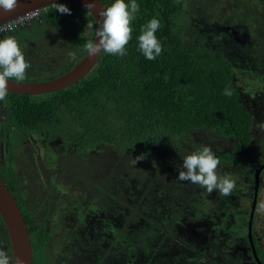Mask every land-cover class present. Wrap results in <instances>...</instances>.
<instances>
[{
  "label": "trees",
  "instance_id": "16d2710c",
  "mask_svg": "<svg viewBox=\"0 0 264 264\" xmlns=\"http://www.w3.org/2000/svg\"><path fill=\"white\" fill-rule=\"evenodd\" d=\"M100 1L105 8L115 2V0ZM124 2L129 5L130 10L132 0H124ZM216 2L206 0L202 4L203 11L191 12L181 11L175 0H136L139 11L134 14L130 24L132 33L126 45L127 55L121 57L101 53L95 66L84 78L63 90L36 96L8 93L5 100L0 101V108L3 102L7 104L1 137L8 142V149L17 138L16 130L32 133L61 120H69L75 124V134H81L84 140H90L92 137L94 141L98 139L107 147H115L119 153L142 158L138 161L141 164L142 176L146 177L141 181L133 179L128 181L139 188V194L143 197L142 204L148 213L152 210H156V213L164 211L162 217L176 221L163 228L168 220L152 219V225L160 228L157 232L162 229L163 238H170L167 239L168 247L180 246L181 250L186 249L192 256L190 255L191 257L189 256L186 261L176 262L172 259L175 253L167 254L166 251L162 255L163 250L153 249V259L144 257L139 264H209L206 255L215 256L219 253L225 258L228 257L220 233L226 236L233 228L238 232L243 226L247 228L253 200L255 165L262 159L250 154L254 134V114L248 110L244 102L243 92H249L247 88L249 83L247 80L245 83L242 82L239 72L251 70L259 65L251 60L256 57V47L252 50V46L248 44L253 41V35H257L259 39L262 36L258 33L264 35V1L259 0L263 5L261 10L251 5L254 8L250 10L254 16L252 18L250 15V19H254L253 33L247 32V36L243 37L245 40L242 41L238 34L246 33L245 29L242 27L236 31L234 28H229L231 19L229 16L226 17V14L221 22L209 21L210 10ZM243 3L246 5L244 0ZM63 5L70 10V15L61 14L56 11V6H50L43 10L38 21L31 23V30H34V25L46 23L55 25L58 31L69 28L68 18L75 23L73 46L69 49L67 46L62 61H57V72L53 74L54 77L69 71L84 56L85 45L92 41L94 36L92 17L80 7ZM153 18L160 23L155 35L162 45V53L155 60L150 61L138 50V37L141 35L142 26ZM257 22L261 26L257 25ZM88 25L93 27H87ZM260 41L263 44L264 37ZM242 61H245V66L242 65ZM43 80L45 79H34V81ZM225 89L232 91L230 97L223 94ZM12 128L16 130L13 132ZM200 134L206 135L209 139L210 136L215 137L227 144L225 149L219 146L212 148L220 161L217 171L225 173L218 175L240 173L243 178V194L237 193L238 186H236L231 195L227 197L220 195L217 198L221 201L220 206H223L222 212L228 205L233 208V216L228 219L226 225H223L225 219L220 216V206L213 209L214 203L211 200L203 202V197L196 195L187 196L181 200L184 203L176 205V208L171 207L170 212L168 211L172 206L168 196L175 201L174 195L178 189L174 191V188H171L166 173L169 168L176 166L174 162L180 161L179 158L172 157L168 164L157 163L161 167L159 175L164 182L160 185L157 180L152 181L148 187L150 180L148 181L147 178L152 176L153 171H147L145 168L152 162V158L155 161L158 157H169L168 152L181 144L184 150H200L205 146L202 144L204 140L201 141L198 137ZM8 152L1 160L0 178L12 193L28 227L29 207L24 195L30 181L31 189L33 188L34 180L26 177L21 183L16 179V171L9 157L11 149ZM221 168L226 170L223 171ZM160 170H163V173ZM263 171L264 168L259 176V186ZM118 182L116 181V188ZM142 187L143 189L148 187L147 194L141 191ZM119 195H122L121 190L118 193L116 191L117 199L120 198ZM193 199L196 201L191 202ZM186 209L190 213L182 214ZM136 213V209H131L127 211L125 218ZM205 218L208 220L205 221ZM31 225L33 226L32 218ZM0 227L4 229L0 230V234L4 233L9 244L1 218ZM186 233L191 238L198 237L195 242L196 244L201 242L204 244L203 247L192 246L191 240L185 236ZM31 235L32 237L38 235L31 240L33 255L39 254L40 257L38 264H47L49 261L47 253L44 254L45 246L51 256L57 259L60 241H55L49 234H43L41 230L37 231L32 227ZM243 240L249 248L246 254L251 257L252 264H256L250 251L247 233L244 234ZM252 242L259 261L264 264V250L258 246L253 234ZM73 243L74 247L69 246L68 249L70 256H66L70 264H96L92 254L77 252V248L84 247L83 239L74 240ZM229 245L232 246L230 241ZM229 249L228 246V251ZM130 253L131 259L136 256V252L130 251ZM8 257L13 264L11 248Z\"/></svg>",
  "mask_w": 264,
  "mask_h": 264
},
{
  "label": "rangeland",
  "instance_id": "374dc122",
  "mask_svg": "<svg viewBox=\"0 0 264 264\" xmlns=\"http://www.w3.org/2000/svg\"><path fill=\"white\" fill-rule=\"evenodd\" d=\"M215 1H217L216 4L213 9L210 10V22H221L224 14H226V17L229 16L231 19L229 28H234L236 31L242 27L245 29L244 31H246V33L243 32L242 34H238L241 41L245 40L243 37L247 36V32L251 34L253 33L252 26L254 25V19H250V15L252 18L254 16L250 13V10L253 8L251 5L257 6L259 10L262 9L263 5L260 4L259 0H244L246 5L243 3V0ZM175 2L179 5L181 11L193 12L194 10L203 11L204 6L202 4L205 3L206 0H175ZM205 16H208L207 12ZM68 21L70 22L69 28H62V31L68 30V32L64 33L62 37L65 42L63 46L59 45L56 53L57 55H62L63 53L65 55L67 46L68 49L73 46L76 26L75 23L71 21V18H68ZM257 25L261 26L258 22ZM14 33L15 32H10L9 34L14 35ZM18 33L20 35H15L16 40L29 38V34L31 35L27 30L22 32L19 29ZM258 34L261 35L262 38L264 37L263 34ZM253 37V41L249 43L248 46H252V50L253 47H256V57L251 60H253L254 64L258 63L259 65L254 66L251 70L239 72V77L242 82L245 83L247 80L249 83V87H247L249 89V92L247 93L249 94L246 92L243 93L245 95L244 102L246 107L254 114V134L250 154L254 156L256 155L262 159L260 162L256 163L255 168H257L262 164L264 159V133H260L258 130L254 129V124L256 122L264 121V43L262 44V41H260L262 38L259 39L257 35H253ZM52 38H44L46 41L45 43L40 39V43L33 45L32 47L39 48L40 45H53L51 44L53 42H50ZM0 39H2V37H0ZM31 44L34 43L31 41ZM19 45L22 53L25 52V47L28 45L26 43H19ZM55 50L56 49L45 52L44 57L42 55H35V58L33 56L34 59H26V61L28 62L29 60L30 64L31 60L39 64H53L56 60H59L50 59L56 55L53 54ZM242 65L245 66V61H242ZM38 69L39 71L34 75H31V73L26 74V79L19 82H31L32 78L36 80L45 79L41 77L42 68L39 66ZM42 70L44 71V69ZM10 80L16 81L15 79ZM250 94L254 95L250 96ZM74 126L75 124L69 120H61L47 128L45 132L42 131V133H39L40 137L36 133L29 134V136L24 139V142L27 145H29V143L31 145L28 146V149L23 146L25 149V151L23 150L24 153L22 152V149H17L19 153V168L28 171L27 167L31 165L32 169L37 170L38 175L34 177L41 184L49 186L55 185V175L60 172L61 166L70 167L72 169L74 168L73 170L79 173L84 180L86 178V181H84L85 183L78 182L75 184L71 183L70 185L71 191L68 195L67 214H64L60 221L61 226L67 227L66 230H64L66 231V234L71 235L73 231H76L75 228L77 227L84 229L85 232L82 234L81 238L84 243V247L82 248L83 252L92 254L93 258H95L94 263L96 264H139L144 257L147 259H153V249L163 250L162 255H164L166 251H168L167 254L170 252L175 253V257L172 259H175L176 262L179 260L186 261L191 254L187 252L186 249L181 250V247L177 245H171L168 247L167 243H169L168 240H170V238H163L164 235L162 229L159 230L160 232L158 233L157 230L160 228L152 225V219L154 221L168 220L163 225V228H166L170 223L176 221L172 218L162 217V214H165L164 211H158L156 213V210H152L149 214L142 204L143 197L139 194V188H136L133 182L130 183V181H128L129 179L131 181L132 179L134 181H141L143 177H146L142 176V171L140 170L141 164L139 161L135 164L134 160H136V158L129 156V154L124 155L119 153L116 151L115 147H107L98 139L94 141V138L91 137L90 140H84V137H82L81 134H75ZM198 137L201 141L204 140L202 142L203 145L211 146V148L215 146H219L223 149H225L224 147L227 148V144L223 143L220 139H215V137L210 136L209 139L206 138V135L204 136L201 134ZM92 147H95L94 150L91 149ZM182 147L183 144L179 145L177 147L178 149L173 148L170 150L168 152L169 157H158L159 161L157 159L154 161L152 158V162H150L147 168H145L147 171H153L152 176L147 178L148 181L150 180L148 187L152 181L157 180L160 185L164 182L159 175V169H161L158 165L159 163L163 162L168 164L172 157L176 159L179 158L180 161L174 162L176 166L169 168L166 173L171 188H174V191L178 189L177 193L174 195L176 196L175 201L171 200V197L168 196L170 199L169 202L172 204V206L168 208V211L170 212L171 207L176 208V205L184 203L181 200H184L189 195L203 197V202L211 200V202L214 203L212 204L214 205L213 209H216L221 205V201H219L220 199H217L220 197L218 191H213L212 193H209L211 195H207L205 188H201L188 181L182 182L176 179L178 176L177 168L182 164L183 158L193 152L192 149L184 150ZM4 150V145L0 144V153L2 154ZM96 151H98V153ZM57 155H60L58 160H56ZM221 170L224 171L226 168H221ZM162 171L160 170L161 173H163ZM218 171V174L224 173ZM229 176L235 181L236 186H238L237 193L243 194L244 188L242 186V175H240V173H231ZM116 181L122 182L121 184L119 182L117 183V188ZM90 183H92V185ZM143 187L141 188V191L147 194L148 191H146V189L148 187H145L144 189ZM120 190L122 195H119V201V199L116 198V191L118 193ZM40 195L43 196V193H40ZM112 196L114 198H112ZM193 201H196V199H193L191 202ZM261 203H264V171L261 175L256 210L252 221V234L255 237L258 246L264 250V210L258 208V205ZM219 208L221 211L220 216H222L223 220L225 219L223 225H226L228 219L233 216V208H230L228 205L224 212H222L223 206H220ZM131 209H136L137 213L125 218L127 211ZM188 209L183 211L182 214L190 213ZM206 220H208V218H205V221ZM149 224L153 227L149 226ZM206 224L208 227V221ZM1 229L4 230L0 227V230ZM79 231L80 230L78 229V232H74V235L77 236ZM246 232L247 228L246 226H243L239 232L234 228L231 233L228 232L227 235L231 234V236H225L223 233H220L225 244L223 248H227V250H224H226L229 255L226 253L228 256L227 258L219 255V253L215 256L211 254L206 255L209 259V264H252L251 257L246 254V250L249 248L243 240V236ZM181 233L183 234L184 231ZM185 236L191 240L190 244L192 246L197 245L203 247L204 244L201 242L196 244L195 241L199 239L198 237L191 238L187 233ZM165 237H168V235H165ZM227 238L232 246L229 245ZM228 246L230 248L229 251ZM0 250L5 251L7 255H9L10 244H8V240L3 232L0 234ZM130 251L136 252V256H133L132 259Z\"/></svg>",
  "mask_w": 264,
  "mask_h": 264
},
{
  "label": "clouds",
  "instance_id": "9594fccd",
  "mask_svg": "<svg viewBox=\"0 0 264 264\" xmlns=\"http://www.w3.org/2000/svg\"><path fill=\"white\" fill-rule=\"evenodd\" d=\"M18 0H0V9L4 12H11L17 7ZM56 11L61 14L70 15V10L63 4H56ZM96 5L90 3L88 9H94ZM139 11L136 0L129 5L124 0H115L109 7L99 12L100 19L97 20L98 28L95 29V42L89 41L86 51L90 57L101 53L127 55L126 45L131 39L132 28L130 27L134 14ZM87 27H93L88 25ZM160 27L157 19L153 18L141 28V35L138 37V50L147 60H155L162 53V45L155 33ZM31 64L26 61L15 37L9 36L0 39V101L5 100L8 95L9 80L23 81L26 79V72ZM224 95L231 96L232 91L224 90ZM254 129L264 133V121L256 122ZM141 157H137L135 164ZM220 161L213 152L211 146L205 145L198 151L186 155L182 164L177 168L179 181H188L208 193L218 191L221 196H229L236 187V183L229 175H218L217 168ZM264 210V203L258 205ZM0 264H11L7 253L0 250ZM17 264H21L17 260Z\"/></svg>",
  "mask_w": 264,
  "mask_h": 264
},
{
  "label": "flooded vegetation",
  "instance_id": "af4514ba",
  "mask_svg": "<svg viewBox=\"0 0 264 264\" xmlns=\"http://www.w3.org/2000/svg\"><path fill=\"white\" fill-rule=\"evenodd\" d=\"M50 7V6H49ZM54 7V6H51ZM41 18V17H40ZM31 24L26 25L24 27H22L20 30L22 32H24L25 30H27L28 32L31 33V35L29 34V38H24V39H18L17 42L19 43H26L28 46L25 47V52H23L25 59H34L35 55L39 56L42 55L44 57V53L47 51H53V49H56L53 54L57 53V49L60 46L64 45L65 40L62 39L64 33H66L65 31H62V29H60L59 31L57 30V27L53 24L49 25V24H42V25H34V30H31ZM19 30L13 31L15 32L14 35L13 34H3L0 35V37H2V39L7 38L9 36L15 37V35H20L18 33ZM33 31V32H32ZM53 37V38H52ZM44 38H52L50 40V42L52 41L53 45L50 46H46V45H40L39 48H34L32 47L33 45L39 44L40 39L45 43V39ZM31 41L34 44H31ZM20 46V45H19ZM34 56V58H33ZM55 57V58H54ZM54 57L50 58V59H59L60 61H62L63 57H64V53L62 55H54ZM57 61L56 60L53 64H49V63H43V64H39L35 61H30L31 62V67L27 70L26 74L31 73V75H34L37 71H39V66L44 69V71L41 69V77L45 78V80L43 81H47L50 79L55 78L53 76V74H55L57 72ZM59 61V62H60ZM29 62V60H28ZM61 63V62H60ZM47 72V73H46ZM33 77V76H31ZM57 77V76H56ZM31 82H41V81H34V78L31 79ZM45 95V94H44ZM4 101V100H3ZM6 107L7 104L6 103H2L1 104V108H0V144L4 145L5 150L3 151V153H0V164L2 163L1 160L4 156V154L9 153L8 150L11 149V154H9V157L11 159V165L13 166L14 170L16 171V179L19 180L21 183L25 181L26 177H29V179H33V188L31 189V181L29 184V187L24 195V197L26 198L27 202H28V213L27 215L29 216V226L27 227L28 230V234H29V239H30V245L31 248L32 247V243L31 240L38 235H35L32 237L31 235V227L34 230H41L43 232V234H49L51 238H53L55 241H60V248H58L57 253L59 255H57V259H55L54 257L51 256V253L49 252V249L45 246L44 248V254L47 253L48 257H49V261H47V264H70L67 257L66 256H70L68 249L69 246L70 248L74 247V240H82V234L84 233V229H81L79 227L75 228L76 231L78 232V229L80 230L79 233H77V236L74 235V232L71 233V235H67L66 234V228L65 226H61L60 221L63 218L64 214H67L66 209L68 207V195L71 191V183L75 184L78 182H83L86 181V178L84 180V178L77 173L75 170H73L70 167H62L60 169V172H58L55 175V185L53 186H49V185H44L41 184L38 180H36V178L34 176L38 175L37 174V170L32 169L31 165H29L27 167L28 171L26 170H21L19 168L18 165V148L22 149L25 151V149L23 148V146L28 149L31 144L29 143V145H27L24 142V139L29 136V134H31V131H27V132H20L17 131L15 128H12L13 132L14 130H16V136L17 138L14 139V143L13 145L8 149V142L4 141L1 137V132H3V120L5 119V111H6ZM56 124V123H55ZM52 125H47L45 126L42 130H39L37 132H32V134L36 133L39 137L40 134L46 131L47 128L51 127ZM24 153V152H23ZM86 153V152H85ZM84 153V154H85ZM64 156V155H63ZM60 157V155L56 156V160H58ZM54 160V159H52ZM56 162V161H54ZM32 175V176H31ZM40 183V184H39ZM92 185V183H90ZM93 186L95 187V185L93 184ZM74 187V186H72ZM41 188V189H39ZM74 188H78V187H74ZM40 193H43V196L40 195ZM12 194V193H11ZM50 194V195H48ZM110 195V194H109ZM111 197V195H110ZM112 198H114L112 196ZM16 201V200H15ZM31 218L33 221V226L31 225ZM26 224V223H25ZM248 224V223H247ZM247 233V232H246ZM71 241V243H70ZM38 243V242H37ZM77 252L78 253H84L82 247L81 248H77ZM39 254H37L36 256L33 255V249H32V264H38L39 263ZM52 259V260H51Z\"/></svg>",
  "mask_w": 264,
  "mask_h": 264
},
{
  "label": "water",
  "instance_id": "95a60500",
  "mask_svg": "<svg viewBox=\"0 0 264 264\" xmlns=\"http://www.w3.org/2000/svg\"><path fill=\"white\" fill-rule=\"evenodd\" d=\"M56 4H70L85 10L93 19L94 36L92 42H95V29L98 28L97 20L100 19L99 12L106 9L100 0H18L17 7L11 12H4L0 9V24L17 18L33 10L46 9ZM94 3V9H88L87 5ZM101 55V54H100ZM100 55L90 57L86 51L84 56L66 73L53 79L41 82H19L9 80L8 93L19 95H44L63 90L84 78L88 72L95 66ZM264 168V162L255 169L253 200L250 208L247 224V240L250 251L256 264H262L257 255L252 242L251 223L256 207V200L259 188V176ZM0 218L5 226L12 252L13 264L17 260L21 264H32V248L30 245L29 234L22 213L9 189L0 178Z\"/></svg>",
  "mask_w": 264,
  "mask_h": 264
},
{
  "label": "built area",
  "instance_id": "2783aa9c",
  "mask_svg": "<svg viewBox=\"0 0 264 264\" xmlns=\"http://www.w3.org/2000/svg\"><path fill=\"white\" fill-rule=\"evenodd\" d=\"M43 10L44 9L33 10L3 24H0V35L19 30L34 21H38L41 17Z\"/></svg>",
  "mask_w": 264,
  "mask_h": 264
}]
</instances>
